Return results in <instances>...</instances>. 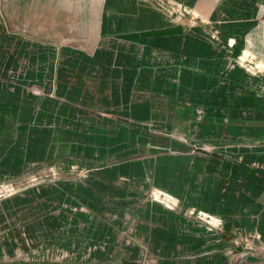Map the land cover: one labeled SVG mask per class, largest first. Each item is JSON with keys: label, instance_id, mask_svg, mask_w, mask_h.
<instances>
[{"label": "crops", "instance_id": "obj_1", "mask_svg": "<svg viewBox=\"0 0 264 264\" xmlns=\"http://www.w3.org/2000/svg\"><path fill=\"white\" fill-rule=\"evenodd\" d=\"M44 1L63 15L40 31L71 37L58 45L59 56L38 59L39 90L19 84L0 95V141L67 147L104 141L109 149L103 161L110 165L103 176L110 189L124 195L130 190L136 199L149 189L170 195L168 203L138 204L132 241L146 250L126 246L127 259L146 251L155 264H226L224 239L238 243L241 234L263 244L255 262L264 264V138L222 135L208 154L185 146L160 154L157 148L160 130L171 135L180 107L216 115L204 113L207 131L229 121L252 135L264 130V72L251 76L235 64L247 50L251 62L264 65V0L262 9L249 0H227L217 11L202 12L199 27L189 19L175 24L140 0ZM17 32L28 31L14 27ZM27 76L18 81L26 83ZM226 111L249 118L224 119ZM112 144L119 145L114 156ZM189 209L219 217L215 231L225 232L190 221Z\"/></svg>", "mask_w": 264, "mask_h": 264}, {"label": "rangeland", "instance_id": "obj_2", "mask_svg": "<svg viewBox=\"0 0 264 264\" xmlns=\"http://www.w3.org/2000/svg\"><path fill=\"white\" fill-rule=\"evenodd\" d=\"M140 1L144 6L155 7V12L175 24L189 19L192 26L199 27L205 23L202 12L217 11L227 0ZM249 3L263 8V0H249ZM57 15L62 16V11L57 13L44 0H0V95H7L14 86L22 84L33 92L39 90L38 59L59 56L62 52L58 45L63 38L71 37V34L56 37L40 31L47 29L49 20ZM14 27L16 31L26 28L28 32L14 35ZM46 42L55 48L48 46L46 50ZM26 58H31L33 64L25 66ZM25 75L28 80L20 83L18 80ZM226 112L224 119L249 118L243 113ZM204 113L199 107L193 108L192 113L180 107L175 113L176 125L171 135L169 130L159 132L160 154L180 153L184 146L190 147L195 155L213 153L222 135L256 141L264 138V130L252 135L233 121L220 130L215 125H210L212 130H204ZM167 137L174 141H162ZM168 144L173 148L167 147ZM118 148L119 145H111L112 156ZM108 149L104 141L74 147L58 146L57 141H32L31 145L29 141L26 145L23 141H12L9 145L8 141H0V264H155L146 251L138 259L125 258L122 251L126 246L145 248L143 242L132 241L131 216L138 204L146 205L153 200L166 203L171 197L149 189L136 199L137 195L130 190L124 195L117 187L110 189L108 179L103 176V170L110 165L103 161ZM190 221L201 222L195 218ZM239 235L238 243L224 239L220 252L226 264H256L263 244Z\"/></svg>", "mask_w": 264, "mask_h": 264}, {"label": "built area", "instance_id": "obj_3", "mask_svg": "<svg viewBox=\"0 0 264 264\" xmlns=\"http://www.w3.org/2000/svg\"><path fill=\"white\" fill-rule=\"evenodd\" d=\"M229 46L233 45V40H229L228 42ZM235 64L243 69L248 75L251 76H258L261 73L264 72V65L260 63H253L251 62L250 58L248 57V52L247 50L242 51L235 60ZM210 150V149H209ZM207 150V152H209ZM169 202V199H167ZM187 217L189 218H195L204 224H206L209 228L214 229V230H219L222 224V220L209 213H205L202 211H194L193 209H189L186 212Z\"/></svg>", "mask_w": 264, "mask_h": 264}]
</instances>
